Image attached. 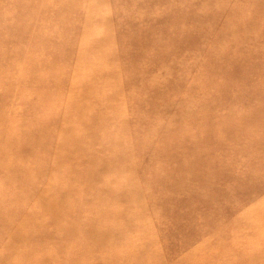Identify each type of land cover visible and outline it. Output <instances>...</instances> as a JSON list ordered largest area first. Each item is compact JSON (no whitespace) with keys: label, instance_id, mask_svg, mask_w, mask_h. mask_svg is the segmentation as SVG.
<instances>
[{"label":"rangeland","instance_id":"rangeland-1","mask_svg":"<svg viewBox=\"0 0 264 264\" xmlns=\"http://www.w3.org/2000/svg\"><path fill=\"white\" fill-rule=\"evenodd\" d=\"M262 195L264 0H0V264H264Z\"/></svg>","mask_w":264,"mask_h":264},{"label":"bare ground","instance_id":"bare-ground-1","mask_svg":"<svg viewBox=\"0 0 264 264\" xmlns=\"http://www.w3.org/2000/svg\"><path fill=\"white\" fill-rule=\"evenodd\" d=\"M87 80H88V79H87ZM69 81H70V80H69ZM67 90H69V88H68ZM69 92H70V91H69ZM67 93H68V91H67ZM68 95H69V94H67V96H68ZM72 96H73V95H72ZM100 103H101V102H100ZM233 130H234V129H233ZM253 131H254V130H253ZM261 133H262V132H261ZM201 135H202V133H201ZM75 137H76V136H75ZM73 138H74V137H73ZM226 138H227V137H226ZM31 139H32V141H34V142L37 141V139H36L34 136H32ZM64 140H65L64 137H61L60 142H59V146H60V145L62 146V145L64 144ZM226 140H227V139H226ZM193 141H194V140H193ZM38 142H39V141H38ZM191 143H192V142H191ZM39 144H40L41 147H43L44 149H45V147H47V145L44 146L43 143H41V142H39ZM193 146H194V145H193ZM59 155H60V152H59ZM59 155H58V158H59ZM204 157H205V156H204ZM262 158H263V157H262ZM77 160H78V159H77ZM78 161H79V160H78ZM226 161H227V160H226ZM228 163H229V162H228ZM182 167H183V166H182ZM237 167H239V166H237ZM246 167L248 168V166H246ZM186 171H187V170H186ZM189 171H190V170H189ZM246 171H247V170H246ZM195 172H196V171H195ZM249 172H250V171H249ZM247 173H248V172H247ZM47 174H48V173H47ZM212 174H213V173H212ZM122 175H123V174H122ZM197 176H198V175H197ZM179 178H180V177H179ZM185 179H186V178H185ZM208 183H209V182H208ZM47 186H49V185H47ZM25 189H26V188H25ZM48 189H49V188L47 187V190H48ZM53 190H54V188H53ZM226 190H227V189H226ZM45 191H46V190H44V192H43L44 194L47 192V191H46V192H45ZM49 191H51V189H49ZM49 191H48V192H49ZM70 192H71V191H70ZM82 192H83V191H82ZM201 193H202V192H201ZM44 194H43V195H44ZM58 194H59V193H58ZM182 195H183V194H182ZM51 196H54V195H51ZM262 196H264V195H262ZM41 199H42V198H41ZM41 199H40V200H41ZM23 200H24V199H23ZM143 202H144V201H143ZM146 205H147V204H146ZM218 205H219V204H218ZM232 207H233V206H232ZM232 207H231V208H232ZM239 210H240V209H239ZM143 212H144V211H143ZM242 212H243V211H242ZM74 213H76V212H74ZM244 215H245V214H244ZM241 218H242V217H241ZM80 223H81V222H80ZM246 223H247V222H246ZM143 224H144V223H143ZM243 224H244V223H243ZM244 225H245V224H244ZM140 226H141V225H140ZM249 228H250V227H249ZM247 230H248V229H247ZM29 232H30V231H29ZM238 232H239V231H238ZM248 232H249V231H248ZM223 233H224V232H223ZM33 235H34V234H33ZM33 235H32V236H33ZM228 236H229V235H228ZM30 237H31V235H29V238H30ZM31 238H32V237H31ZM15 239H19V235H16V236H15ZM109 242H110V241H109ZM110 247H111V246H110ZM61 250H62V249H61ZM61 250L58 249V250H56V251H61ZM253 251H254V250H253ZM57 253H58V252H57ZM61 253H62V252H61ZM59 254H60V253H59ZM55 255H56V254H55ZM55 260H56V259H55ZM52 264H53V262H52Z\"/></svg>","mask_w":264,"mask_h":264}]
</instances>
